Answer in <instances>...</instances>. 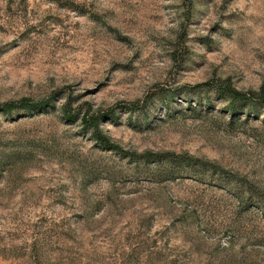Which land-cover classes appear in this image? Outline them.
Segmentation results:
<instances>
[{
  "label": "rangeland",
  "instance_id": "374dc122",
  "mask_svg": "<svg viewBox=\"0 0 264 264\" xmlns=\"http://www.w3.org/2000/svg\"><path fill=\"white\" fill-rule=\"evenodd\" d=\"M224 79L264 95V0H0V102L48 100L0 112V264H264V103Z\"/></svg>",
  "mask_w": 264,
  "mask_h": 264
},
{
  "label": "trees",
  "instance_id": "16d2710c",
  "mask_svg": "<svg viewBox=\"0 0 264 264\" xmlns=\"http://www.w3.org/2000/svg\"><path fill=\"white\" fill-rule=\"evenodd\" d=\"M195 87H204L206 89H210L213 87H216L217 90L222 92V94L229 98L232 104L236 102H245V101H260L264 103V95H260L258 92L255 91H239L236 88H234L231 84L229 79H224V80H217L216 83H210V82H203L197 84ZM264 93V92H263ZM48 103L47 99L39 100V101H32L29 98H21L17 101H5V102H0V112L1 113H11L13 110H16L18 108H24L26 110H35L37 113L44 112L45 107ZM134 107H131L133 109L136 108H141L143 106H136L133 104ZM111 113H109L108 116H110ZM85 124L90 125V126H96V118L94 117H89L88 119H85ZM94 135L96 139H98L101 144L104 147H109L111 146L110 143L108 142L107 137L102 135L99 131H95Z\"/></svg>",
  "mask_w": 264,
  "mask_h": 264
}]
</instances>
